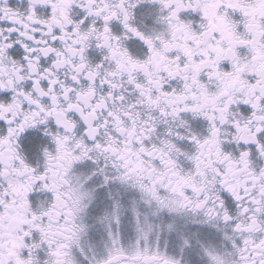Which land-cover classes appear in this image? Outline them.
I'll return each mask as SVG.
<instances>
[{
  "label": "snow or ice",
  "instance_id": "1",
  "mask_svg": "<svg viewBox=\"0 0 264 264\" xmlns=\"http://www.w3.org/2000/svg\"><path fill=\"white\" fill-rule=\"evenodd\" d=\"M0 264H264V0H0Z\"/></svg>",
  "mask_w": 264,
  "mask_h": 264
}]
</instances>
